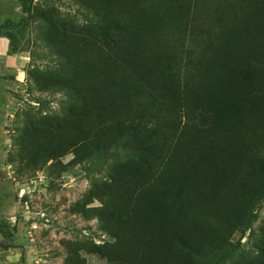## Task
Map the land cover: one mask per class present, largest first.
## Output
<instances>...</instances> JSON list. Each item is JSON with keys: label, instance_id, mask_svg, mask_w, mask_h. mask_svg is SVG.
Instances as JSON below:
<instances>
[{"label": "trees", "instance_id": "1", "mask_svg": "<svg viewBox=\"0 0 264 264\" xmlns=\"http://www.w3.org/2000/svg\"><path fill=\"white\" fill-rule=\"evenodd\" d=\"M77 1L82 24L32 0L0 24L11 55L41 18L56 65L30 75L65 96L27 120L28 160L106 166L88 196L114 238L93 246L104 264H264V222L252 256L229 262L228 238L264 201V0Z\"/></svg>", "mask_w": 264, "mask_h": 264}, {"label": "rangeland", "instance_id": "2", "mask_svg": "<svg viewBox=\"0 0 264 264\" xmlns=\"http://www.w3.org/2000/svg\"><path fill=\"white\" fill-rule=\"evenodd\" d=\"M187 1L161 0L167 10ZM32 4L36 13L49 10L78 24L93 17L77 0H32ZM20 17L19 0H0V24L18 22ZM41 22L36 16L26 28L17 52L10 55L13 63L6 67L0 62V244L10 247L0 246V264H104L93 246L114 238L89 209L99 201L88 196L94 182L105 180L106 166L95 158L72 163V152L60 157L59 163L50 165L49 159L45 166L32 165L23 145L27 120L57 114L65 99L60 91L38 89L30 75L33 68L56 65L41 38ZM254 212L256 219L248 229L228 235L235 246L229 262L255 254L264 201ZM2 230L12 238L3 236Z\"/></svg>", "mask_w": 264, "mask_h": 264}, {"label": "crops", "instance_id": "3", "mask_svg": "<svg viewBox=\"0 0 264 264\" xmlns=\"http://www.w3.org/2000/svg\"><path fill=\"white\" fill-rule=\"evenodd\" d=\"M7 50H8V44H7L6 37L0 36V62L4 63L6 67L9 66L10 59H11V56L7 53ZM11 63H13V61Z\"/></svg>", "mask_w": 264, "mask_h": 264}]
</instances>
